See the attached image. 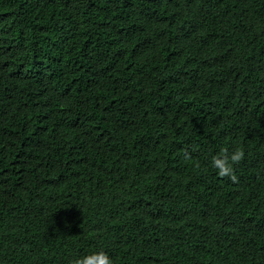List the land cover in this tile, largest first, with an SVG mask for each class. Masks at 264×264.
Segmentation results:
<instances>
[{
	"label": "trees",
	"instance_id": "16d2710c",
	"mask_svg": "<svg viewBox=\"0 0 264 264\" xmlns=\"http://www.w3.org/2000/svg\"><path fill=\"white\" fill-rule=\"evenodd\" d=\"M101 249L264 264V0H0V264Z\"/></svg>",
	"mask_w": 264,
	"mask_h": 264
},
{
	"label": "clouds",
	"instance_id": "9594fccd",
	"mask_svg": "<svg viewBox=\"0 0 264 264\" xmlns=\"http://www.w3.org/2000/svg\"><path fill=\"white\" fill-rule=\"evenodd\" d=\"M245 156L243 147L238 146L231 151L224 147L211 158V166L217 170L218 175L236 180V165L244 160ZM74 264H115V261L109 252L101 249L77 258Z\"/></svg>",
	"mask_w": 264,
	"mask_h": 264
}]
</instances>
